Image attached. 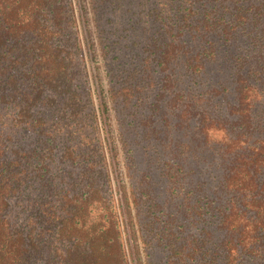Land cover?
Returning a JSON list of instances; mask_svg holds the SVG:
<instances>
[{"label":"trees","instance_id":"16d2710c","mask_svg":"<svg viewBox=\"0 0 264 264\" xmlns=\"http://www.w3.org/2000/svg\"><path fill=\"white\" fill-rule=\"evenodd\" d=\"M229 4L232 12L225 15L226 25L222 23L223 14L211 24L225 43L224 59L232 55V46L239 38H245L240 47L248 49L249 54L246 60L240 56L230 58L243 70L238 77V98L231 104L234 114L224 110L221 124L205 115L209 123L198 129L207 136L212 124L215 130L227 125L222 128L226 142L219 151L230 160L224 171L225 178L217 180V184L221 182L223 190L228 192L218 189L215 192L208 167L204 170L209 174L210 183L199 187L196 180L193 182V176H200V170L196 165L189 167L179 158L189 145L175 138L170 128L162 134L154 118L150 121L155 129L152 139L142 136L135 124L118 133L126 162L138 167L141 152L145 162H157L162 178L174 179L171 193L175 199L184 186L191 187L190 182L196 193H201L187 208L190 219L193 217L197 239H192L189 246L176 247L165 236L175 232L172 222L159 232L153 221L154 236L143 242L147 263L160 250L166 251L170 264H264V0H230ZM73 20L68 0H0V264H124L109 202L103 204L106 210L99 217L104 224L88 219L87 207L97 193L91 164L94 162L92 140L85 138L87 152L79 149L78 153L82 164L87 165L82 171L86 182L83 192H72L53 176V145L66 136L74 138L77 132H94L99 128L109 151L112 153L116 148L105 96L95 87L97 108L87 110L91 106L90 91L87 94L84 91L87 82L82 86L77 81L80 72L74 66L75 50L65 43L64 32ZM187 33L184 28V34ZM190 42L184 39L182 44L192 49L188 46ZM169 45V48L164 46V50L168 49L164 53V69L170 71L169 63L177 58L178 44ZM206 57L204 51H198L175 65L179 79L189 77L185 81L187 89H201L200 78L207 81ZM218 57V46L214 45L210 58L218 61ZM193 73L200 78L195 76L197 80L191 82ZM211 92L209 99L216 98L220 106L224 98L230 99L227 87ZM197 98L205 107L208 98L204 94ZM198 101L192 100L196 109ZM6 126L19 129L25 144L5 132ZM34 131L36 149L25 152L18 145H27ZM154 139L158 142L152 144ZM73 149L65 148V161L75 158ZM193 154L191 150L189 155ZM177 156L184 171L176 162ZM112 160L116 161L117 156L113 155ZM58 162L60 174L64 169L61 160ZM74 164V161L70 163ZM99 174L106 177V173ZM151 182L150 179L148 189L152 195ZM102 187L103 184L99 194ZM161 211L157 206L152 214L159 219ZM213 220H218V225ZM224 224L235 230L227 239L219 235ZM180 228L187 226L182 224Z\"/></svg>","mask_w":264,"mask_h":264},{"label":"rangeland","instance_id":"374dc122","mask_svg":"<svg viewBox=\"0 0 264 264\" xmlns=\"http://www.w3.org/2000/svg\"><path fill=\"white\" fill-rule=\"evenodd\" d=\"M229 1L68 0L74 20L71 26H65V43L75 50L74 66L77 65L80 72L77 81L83 84L82 86L87 82V90L84 91L87 94L89 90L91 94L88 97L91 106H88L87 110L95 111L97 108L95 87H98L105 96L104 100L107 104V114L116 148L112 153L109 151L99 128L94 132H77L74 138L66 136L60 143L58 141L53 145L55 148V161L52 164L53 176L56 177V181L61 182L62 185L65 184L72 192H83L86 182L82 171L87 168V165L82 164L78 153L79 149L87 152L85 138L92 140L94 162L91 164L97 193L93 194L92 204L87 207L88 219L104 224L99 217L106 210L102 207L103 204L109 202L115 220L114 229L122 246L124 264H170L166 251L160 250H156L157 255L152 261L146 262L143 242L154 236L152 229L155 224L152 226L151 224L155 221L158 225L156 230L161 232L169 227L167 223L172 222L175 232L171 231L170 235L165 234L168 242L173 240L176 247L191 245L192 239L196 240L197 236L193 217L190 219V212L187 208L191 206L196 197L201 195V193H196L190 182L191 187L184 186L180 195L175 199V194L171 193L174 179L167 181L163 179L159 164L154 160L150 163L145 162L142 152L138 167L127 163L118 133L128 129V125L135 124L142 136L150 137L155 131L150 124L152 118L162 134L170 128L175 132V138L189 145L185 153L179 154V158L183 159L189 167L196 165L200 170V176H193L192 181L196 180L199 187L209 184V174L206 169L204 170L208 167L212 171L214 181L212 187L216 189L215 192L217 189L223 190L222 183L217 184V180L221 181L225 178L224 171L230 160L219 151V148L226 142L222 128H227V125H220L215 130V125L212 124L207 136L198 129L203 124L209 123L205 115L221 124L224 110L234 114L231 111V104L238 98L240 88L238 77L243 70L238 68L235 62L232 63L230 58L240 56L246 60L245 57L249 54L248 49L240 47V44L246 41L245 38H239L232 46V55L227 56L225 60V43L211 25L220 14H223L222 23L226 25L225 15L232 12ZM181 26L188 31L187 34H184V28ZM199 28H202V31ZM183 38L191 41L188 46L192 49L182 44ZM174 42L178 44V53L175 54L177 58L169 63V71L164 69V53L167 54L168 51V49L164 50V46L169 48V44ZM61 43L63 44L62 41ZM214 45L218 46V61L210 58ZM75 46L78 49L74 48ZM198 51H204L207 54V81L193 73L191 82L196 81V77L200 78L202 88L187 89L189 77L187 80L179 79L175 65ZM179 53H181L180 56ZM118 57H122L123 60L118 62ZM153 70L156 71L155 75ZM222 87L228 88L230 99L227 101L224 98V104L220 106L219 103L216 104V98H209L212 89ZM200 94L208 98L205 107L202 101L197 100ZM192 100L199 102V108L193 107ZM221 107L222 111H220ZM235 115L236 117H233L237 118L236 113ZM4 120L6 124V119ZM167 121L169 124H166ZM118 125L120 127H117ZM4 130L16 137L18 143H24L25 140L21 137L19 129L6 126ZM2 134L5 133L2 132ZM35 134L34 131L27 145L18 146H22L25 152L35 150ZM154 141L158 142L154 139L152 144ZM67 146L68 148L74 147L72 157L76 155L69 162L64 160V151ZM177 147L179 150L180 146ZM191 150L194 151L193 156L189 155ZM176 153L179 152L176 151ZM113 155L117 156L116 161L112 160ZM95 156H103V158L100 157L101 159L98 160ZM179 158L178 156L176 158L178 164ZM58 159L61 160L64 169V172L60 174L58 173ZM72 161L75 162L74 166L70 165ZM180 167L184 171L182 164ZM99 172L106 173V177L100 176ZM150 179L152 180L151 188L154 191L152 195L148 189ZM101 184L103 187L99 194L98 189ZM189 188L190 192L187 191ZM225 191L228 192L223 190ZM157 206L158 211L162 210L159 219L152 214L153 210L157 211ZM217 209L220 208L217 207ZM213 223L218 225V220H213ZM182 224L187 228H180ZM222 228L224 229L219 230V235L223 239H227L230 233H235L231 227L227 228V224H224ZM149 252L147 249V253Z\"/></svg>","mask_w":264,"mask_h":264}]
</instances>
